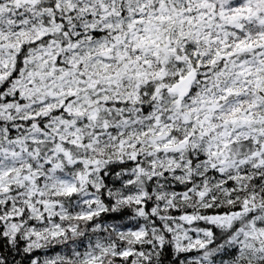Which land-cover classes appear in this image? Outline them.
I'll list each match as a JSON object with an SVG mask.
<instances>
[{
    "label": "snow or ice",
    "instance_id": "snow-or-ice-1",
    "mask_svg": "<svg viewBox=\"0 0 264 264\" xmlns=\"http://www.w3.org/2000/svg\"><path fill=\"white\" fill-rule=\"evenodd\" d=\"M0 264H264V0H0Z\"/></svg>",
    "mask_w": 264,
    "mask_h": 264
}]
</instances>
